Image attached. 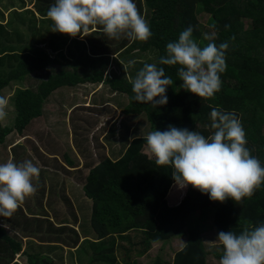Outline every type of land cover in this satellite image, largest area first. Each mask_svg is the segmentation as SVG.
I'll list each match as a JSON object with an SVG mask.
<instances>
[{
  "label": "trees",
  "instance_id": "16d2710c",
  "mask_svg": "<svg viewBox=\"0 0 264 264\" xmlns=\"http://www.w3.org/2000/svg\"><path fill=\"white\" fill-rule=\"evenodd\" d=\"M134 3L152 32L146 42H126V37H122L112 48L104 43L94 45L91 37H105L108 41L103 31H97L102 28L91 30L90 35L81 41L77 39L79 35L70 37L51 32L46 44L50 49L48 54L44 48L33 49L30 43L25 42L16 48L12 43L0 42V91L12 83L22 84L27 76L46 67H59L57 72L38 80L34 88L14 92L11 99L14 109L12 126L0 125V146L5 145L6 149L13 145L6 142L11 134L27 137L31 122L43 115V104L55 93L86 83L108 86V91L113 94L109 101L118 106L124 119L117 126L112 125L114 130H108L104 138L108 140L116 131L121 147L116 152L108 149L106 153L104 146L94 145L99 157L96 165L91 154L86 157L78 149L79 158L84 161L83 168L88 170L81 193L91 201L89 225L87 228L80 225L79 233L85 234L82 242L86 239L92 241L89 243L92 248H82L80 251L83 252L77 253L82 256L75 259L84 264H139L132 255L140 257L152 243L184 236V245L170 260L156 256L150 264H208V251L201 236L205 213L211 214L209 227L216 237L221 231L239 234L246 227L264 224V184L240 204L230 198L223 203L212 201L208 194L189 185L183 197L170 204L167 194L175 183L171 175L173 169L155 164V159L146 151L145 137L151 131H165L173 125L198 131L207 138L213 131L210 113L217 108L239 118L246 133V147L264 166V134L261 132L264 128V0H134ZM199 16L207 17L206 22L212 29L209 35L215 33L217 45L229 43L225 53L227 67L221 74V90L212 98H200L184 90L177 75L178 65L159 64L160 57L166 56V45L177 41L180 33L189 26L193 27V39L199 46L209 43L204 39L206 31L198 21ZM246 19L250 21L249 30L241 29ZM47 21L53 26V21ZM29 26L36 28L35 24ZM152 63L163 67L166 75L173 79V85L166 90L168 103L156 108L134 101L130 83V78L134 79L144 64ZM47 135L48 131L37 133L36 137L43 139ZM90 143L93 146L94 141ZM34 144L31 139L25 141L24 146L14 144L12 152L7 151L10 159L19 164L25 160L34 162L38 157L42 169L56 171L53 175L58 177L63 168L56 167L55 158L47 159L51 164L42 160L47 156ZM3 154L0 153V164L4 163ZM63 159L66 165L74 167V160L67 154ZM66 169V173L71 172L70 168ZM42 180L46 178L42 177ZM23 220L28 221L29 217ZM61 220L56 225L65 223ZM6 226V222H0V244L11 254L5 264H21L13 261L17 253L24 257L23 264H53L49 253L23 249L21 241L11 237ZM70 232L74 241L71 247L76 248L75 245L80 243L78 233L75 230ZM130 232H137L139 238L136 243L126 246L125 243H130ZM115 239L124 243H117ZM117 252L120 263L116 261ZM222 254L221 245L212 252L217 264Z\"/></svg>",
  "mask_w": 264,
  "mask_h": 264
},
{
  "label": "clouds",
  "instance_id": "9594fccd",
  "mask_svg": "<svg viewBox=\"0 0 264 264\" xmlns=\"http://www.w3.org/2000/svg\"><path fill=\"white\" fill-rule=\"evenodd\" d=\"M46 15L53 21L51 32L70 37L89 36L95 26H102L109 39L126 37L146 42L152 36L134 0H55ZM193 31L189 26L177 41L169 42L159 64L178 65L177 75L184 90L200 98H212L221 90L229 43L217 45L215 33H205L209 43L201 47L193 39ZM130 83L134 101L156 108L168 103L166 90L173 85V79L163 67L152 63L144 64ZM8 103L6 97L0 96V120L8 115ZM210 119L213 131L207 138L198 131L169 125L165 131L147 134L146 151L158 167L173 169L172 179L179 189L191 185L212 201L223 203L230 198L240 204L264 184V166L246 147V133L234 113L213 108ZM39 175L40 168L31 160L0 164V217L10 218L27 197L36 193L33 180H38ZM216 240L223 251L219 264H264V224L246 227L239 234L221 231Z\"/></svg>",
  "mask_w": 264,
  "mask_h": 264
},
{
  "label": "rangeland",
  "instance_id": "374dc122",
  "mask_svg": "<svg viewBox=\"0 0 264 264\" xmlns=\"http://www.w3.org/2000/svg\"><path fill=\"white\" fill-rule=\"evenodd\" d=\"M8 3L10 5L11 2ZM14 17L15 16H11L12 22L14 21ZM198 21L207 34L212 32V29L209 28L206 22V16H199ZM27 26L28 24H21L20 28V25L13 23L16 33L25 32L26 37L29 38L30 33H32L34 29L33 31L26 30ZM242 27L241 29L243 30L251 29L250 21L248 19L244 20L242 22ZM30 28H34V26ZM40 40L42 39L40 38ZM133 54L138 53L133 52ZM48 71L49 69L47 68L41 72L32 73L26 77L25 82L22 84L12 83L0 91V96L6 97L9 101L6 109L8 115L4 120H0V125L12 126L14 109L11 99L14 92L18 89H25L26 87L34 88L36 85L35 83L41 78H45ZM38 74L42 75V77ZM112 97L113 94L108 91V86L95 83L80 84L74 89L59 91L51 96L50 101L43 104L44 113L40 118L31 122L26 133L27 137L20 138L15 134H11L6 140L8 144L13 143V145L19 144L24 146V142L31 139V141L35 143V146L37 145L40 147L39 149L43 152L42 154L47 156L42 158V160L51 164L50 160L47 159L49 157L50 159L55 158L53 160L57 162L56 167L59 166L63 168L60 174H58V177H54L53 174H55L54 172L56 171L43 170V166L38 157H35L33 163L40 168L38 180H33V184L37 188L36 193L27 197L24 204L20 206L10 218L0 217V222H6V227H8V225L10 226V228H8L9 235L15 240L21 241L22 248L30 252L42 251L49 253L47 255L52 258L53 264H69L70 262H72V264H84L83 261H80L81 263L77 262L75 258L77 256H82L77 253L83 252L80 250L86 246H90L89 243H92L91 240L88 239V241H86V239L75 245L78 247H71L74 241L70 230H75L78 233L77 237L79 241V226L81 225L83 228L88 227V214L90 213V205L83 199L81 193V187L84 184L82 179L86 174V169L83 168L84 161L76 154H79V149L84 156L87 157V155L91 154L93 157L92 159L99 160L94 145L103 146L104 143L107 147L103 148L106 150L111 146L112 152H116L117 149H120V139L110 136V138H114V140L108 143V140L104 138V136H107L108 130H114L112 125L117 126L119 121L124 119L118 106L116 107V112L110 109V103L115 106L114 102L109 101ZM92 103L94 106L91 105ZM46 131L49 132V135L45 136V138L36 137L37 133H44ZM141 132L142 131L135 134L138 135ZM261 132L264 134V128ZM115 134L119 133L115 131ZM90 141H94L93 146ZM12 146H8L6 149L4 148L5 145L2 147L0 146V153L3 154L5 152V154L2 155L4 163L8 160H12L16 163L15 159H10L11 155L8 153L12 152ZM74 148L76 149V154ZM64 154H67L69 158L74 160V167H69V165L64 163ZM149 156L151 155L149 154ZM66 168H70L69 170H71V172L69 173L67 171L68 173H66ZM72 172H77V174H73ZM41 175L43 179L45 177L46 180L43 181ZM178 191L179 193H177ZM184 191L185 189H179L176 184L173 183L167 194L168 202L170 204L177 203L183 197ZM80 205L83 206L79 208ZM26 216L29 217L28 221L23 220ZM210 216V213H205V220L202 222L201 226V236L205 248L208 251L206 262L208 264H217L212 252L217 251L220 248V244L216 240L214 232L209 227ZM57 219L60 221H57ZM61 219H63L65 223L55 225L57 222H62ZM16 223H21L24 230L23 228L21 230L16 229ZM53 223L55 224L53 225ZM35 227H37V229H35ZM12 228L14 230H12ZM129 234L130 243H125L126 246L130 245L132 242L136 243L138 241V233L131 232ZM87 237L92 238V235H87ZM183 237H175L164 243H154L145 254L140 257L132 255V257L139 264H150L155 256H161L170 260L174 253L184 245ZM109 239L110 238L106 240ZM35 241L41 243L36 245ZM115 242L124 243L123 241L120 242L118 239H115ZM134 250H137V248L134 247ZM0 255L8 258L11 256L8 250H4L2 244H0ZM23 258V256H19V253L14 255V259L21 264L24 263ZM116 261L120 263L118 252Z\"/></svg>",
  "mask_w": 264,
  "mask_h": 264
},
{
  "label": "crops",
  "instance_id": "0c3cea01",
  "mask_svg": "<svg viewBox=\"0 0 264 264\" xmlns=\"http://www.w3.org/2000/svg\"><path fill=\"white\" fill-rule=\"evenodd\" d=\"M8 2H11L10 5ZM55 3V0H0V25L3 26V28H0V42L1 41H5L6 43H12V47H20L23 46V44L26 43H30V45L32 46L33 49H41L44 48L46 49V53L48 54V51H50V49H48V46L46 47L47 44V40L51 37V28L52 25H50V23H48V19L47 18V11L49 10L50 6H52ZM11 16H15L14 17V21L12 22L11 20ZM50 20V19H49ZM10 23V24H9ZM13 23H16L17 25H20L21 28V24H28V26L26 27V30H32L34 29V31L32 33H30L29 38H26L25 32H15V28L13 27ZM35 24L36 28H28L30 27L29 25ZM96 28H102V26H95ZM93 30V31H94ZM99 32H102V30H97ZM46 36V40H44ZM40 38L42 40H40ZM79 41H81V36L79 35V38H77ZM122 39V38H121ZM119 40H115V39H109L108 41L105 37H91V40L93 41L94 45H103L102 43H104L106 46H108V48H112L114 46V44ZM132 41L128 38H126V42L127 41ZM107 41V42H106ZM111 58H113V55H110ZM57 67V68H56ZM49 69L48 74H52L54 72H57L59 70L58 66L53 65L52 67H46L45 69ZM44 69V70H45ZM39 72V71H38ZM40 75V74H38ZM42 77V75H40ZM92 106H94V104H91ZM110 109L113 111L117 110L116 106H114L113 104H110ZM113 137H117L119 139V134H115ZM108 143H111L110 141H113L114 138H110L108 137ZM119 141V140H118ZM77 144H80L79 142H76ZM104 147H107L104 143H103ZM75 150V154H76V149ZM111 150V146L109 147V151ZM105 152H108V149L105 150ZM78 157H80L78 154H76ZM107 155V154H106ZM107 156H110L109 154ZM89 162V160H87ZM93 164L96 165L98 163L99 160H92ZM86 170V174H87ZM85 174V176H86ZM84 176V177H85ZM84 181V178L82 179ZM83 199L89 203V205H91V201L88 200L87 198ZM23 213L25 214V212L23 211ZM58 223V222H57ZM55 224V223H53ZM7 225V224H6ZM18 230H21L23 228V225L21 223H16ZM56 225V224H55ZM8 227L10 228V226L8 225ZM12 227V225H11ZM35 229H37V227H35ZM12 230H14L12 228ZM131 233V232H130ZM137 233V232H135ZM83 234L80 233L79 236L81 237V240L84 238L82 236ZM128 236L130 237V234L128 233ZM139 236V234H138ZM79 237V240H80ZM139 238V237H138ZM34 241V240H33ZM37 243V241H35V244ZM154 245V243H152ZM152 244L150 245L149 248H151ZM157 244V243H156ZM150 249H148L149 251ZM147 251V252H148ZM156 257V256H155ZM154 257V258H155ZM160 257L161 259H165L161 256H157ZM24 259V258H23ZM8 260V257H4L2 255H0V264H5L6 261ZM14 261L18 262L17 260L14 259ZM20 263V262H19Z\"/></svg>",
  "mask_w": 264,
  "mask_h": 264
}]
</instances>
